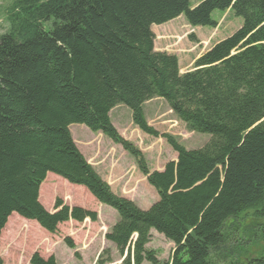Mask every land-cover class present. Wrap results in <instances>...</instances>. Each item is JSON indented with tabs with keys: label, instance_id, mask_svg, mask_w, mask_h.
Here are the masks:
<instances>
[{
	"label": "trees",
	"instance_id": "trees-1",
	"mask_svg": "<svg viewBox=\"0 0 264 264\" xmlns=\"http://www.w3.org/2000/svg\"><path fill=\"white\" fill-rule=\"evenodd\" d=\"M227 10L241 27L192 72L180 75L175 57L153 50L152 26L184 16L191 27L214 29L213 13ZM3 15L0 233L12 214L48 233L68 221L96 222L94 212L59 200L47 212L38 193L48 174L116 212L105 240L127 252L123 264H216L212 253L228 244V221L246 213L264 220V0H204L193 8L189 0H10ZM153 98L188 132L210 136L207 144L186 150L149 127L142 105ZM118 105L142 133L165 140L176 161L149 173L110 122ZM71 125L102 134L134 158L157 202L141 210L115 196L77 150ZM151 230L174 245L167 263L145 248ZM29 264L56 262L35 253ZM231 264H264V256Z\"/></svg>",
	"mask_w": 264,
	"mask_h": 264
},
{
	"label": "rangeland",
	"instance_id": "rangeland-1",
	"mask_svg": "<svg viewBox=\"0 0 264 264\" xmlns=\"http://www.w3.org/2000/svg\"><path fill=\"white\" fill-rule=\"evenodd\" d=\"M9 1L0 0V33L6 29L3 7ZM202 1L204 0H189L190 7L193 8ZM212 19L216 22L214 29L191 27L184 16L160 26H152L153 50L175 57L180 75L192 72L195 62L201 56L230 37L242 24L241 19L234 17L229 10L214 12ZM142 110L149 127L161 135L173 137L186 150L200 149L210 139L205 134L188 132L161 99L153 98L144 102ZM109 118L118 135L139 150L149 173L161 172L168 162L176 161V153L165 140L148 136L133 125L131 112L125 106L114 107ZM69 132L77 150L115 196L131 201L141 210H147L157 202L156 192L146 183L136 161L119 145L100 133L90 132L83 125H71ZM57 200L70 209L81 208L94 212L96 222L68 221L58 225L55 233H48L36 222L12 214L0 233L2 264H29L35 253L43 259L53 257L56 264H123L127 252L120 254L116 245L105 240V235L118 222L114 210L98 203L85 188L70 185L63 179L48 174L40 186L38 202L47 212L54 213ZM263 226L264 220L254 219L251 213L228 221L224 229L230 235L229 242L212 253L213 262L242 263L246 259L264 256ZM135 238L133 236L131 240L134 241ZM67 239L72 242L73 249L65 244ZM145 248L153 251L159 262L167 263L174 245L151 230Z\"/></svg>",
	"mask_w": 264,
	"mask_h": 264
},
{
	"label": "crops",
	"instance_id": "crops-1",
	"mask_svg": "<svg viewBox=\"0 0 264 264\" xmlns=\"http://www.w3.org/2000/svg\"><path fill=\"white\" fill-rule=\"evenodd\" d=\"M73 139V138H72ZM73 141H74V139H73ZM74 143H75V141H74ZM76 144V143H75Z\"/></svg>",
	"mask_w": 264,
	"mask_h": 264
}]
</instances>
